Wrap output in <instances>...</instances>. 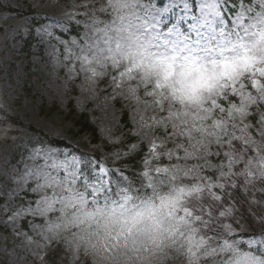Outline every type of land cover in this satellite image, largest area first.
Returning a JSON list of instances; mask_svg holds the SVG:
<instances>
[{
  "label": "snow or ice",
  "instance_id": "1",
  "mask_svg": "<svg viewBox=\"0 0 264 264\" xmlns=\"http://www.w3.org/2000/svg\"><path fill=\"white\" fill-rule=\"evenodd\" d=\"M80 7L82 21L69 17L68 23L77 24L78 35L83 23V35L60 55L92 77L103 75L98 68L111 69L107 79L115 88L142 84L145 95L159 92L184 109L167 114L179 121L169 132L173 140L187 139L197 152L203 148L219 158V152H208L209 145L224 147L229 127L237 128V117L242 121L251 115L249 107L258 109L264 103V0H86ZM42 34L64 43L43 27L36 33L39 43H44ZM233 139L241 137L233 132L227 147L233 146ZM178 147L185 159L194 158L183 145ZM156 148L153 144L151 151ZM223 155L229 157L226 175L232 176L233 158L229 152ZM19 163L22 171L13 165L0 170V178L16 184L6 199L0 186V214L9 221L27 220L33 213L54 215L55 221H46L48 231L62 229L77 240L94 236L90 247L113 259L121 249L139 254L141 238L156 244L166 234L174 243L183 241L185 264H264V231H238L223 223L218 232L213 226V208L204 206L205 197L220 203L218 218L233 215L232 192L225 193L223 183H172L161 192L152 183L147 160L142 171H118L88 154L51 146L29 151ZM260 163L264 168V160ZM191 171H183V176L190 179ZM154 174L170 175L167 167L156 168ZM170 178L175 181L174 175ZM226 196L229 206L224 207ZM83 254L89 261L87 249ZM73 259L80 264L79 254Z\"/></svg>",
  "mask_w": 264,
  "mask_h": 264
},
{
  "label": "rangeland",
  "instance_id": "2",
  "mask_svg": "<svg viewBox=\"0 0 264 264\" xmlns=\"http://www.w3.org/2000/svg\"><path fill=\"white\" fill-rule=\"evenodd\" d=\"M84 2L86 0H0V4L18 7L24 12H28L29 8L35 10L34 13L23 15L0 11V170L7 171L13 165L22 171L23 165L19 161L34 149L51 146L54 149L73 151L68 147L35 142L31 131L19 125L22 123L32 125L53 138L65 139L77 150H83L95 158L98 156L99 162L117 170L116 164L119 161L146 146L144 161L149 162V175L159 191H167V186L172 183H223L225 193L232 192V216L218 218L216 210L220 203L207 197L203 202L205 207L213 208V226L216 230L222 232L223 228L219 225L231 223L238 231H264V168L260 163L264 160V103L258 109L249 107L251 115L245 116L242 121L237 117L235 130L229 127L227 138H231L233 132L241 137L240 140L233 139L231 148L227 147V138L222 141L225 145L222 148L215 143L209 145L208 152H219V158L207 155L203 148L197 152L187 139L173 140L169 132L174 131L172 125L179 121L175 116L167 114L183 112L184 109L171 104L159 92L155 96L145 95L142 84L125 83L115 88L107 79L112 75L111 69L98 68L97 72H103V75L92 77L89 71H80L78 65L68 63L60 55L65 46L72 48L83 35V23L80 24L78 35L77 24L68 23V18L75 17L76 21H82L83 9L80 5ZM32 18H40L42 21L33 25ZM32 25L35 36L43 27L64 43L60 44L56 38L42 34L44 43L37 41L32 44L30 51L21 50L23 38L28 35ZM70 100L79 112L89 114L98 128L100 143L92 142L87 134L77 133L64 116ZM257 101H260L259 96ZM54 104H58L64 114L50 115V108ZM123 111L129 114L130 128H124L121 122ZM243 125L249 127L241 133L239 128ZM257 131L260 135H256ZM128 136H133L134 140L126 142ZM196 138L199 139L198 136ZM153 144L157 145L155 153L151 151ZM105 145L119 147L107 150ZM179 145H183L194 158L185 159V152ZM224 152H229L233 158L232 176L226 175L229 172V157H225ZM177 156L181 159L177 160ZM144 167L142 164V170ZM163 167L169 169L170 175L155 176L154 170ZM177 168L183 171L192 169L189 172L190 179L183 176V171H176ZM245 169L253 175L248 176ZM171 175L175 176V181L170 178ZM233 182L237 187L229 188L228 185ZM0 186L5 188L6 199L7 190L15 188L16 184L0 178ZM19 195L24 196L25 193L20 192ZM26 198L34 199L33 196ZM237 198L240 203L235 201ZM3 202L0 199V204ZM17 202H20L19 199ZM193 203L196 204L195 201ZM227 206L226 196L224 207ZM55 219L54 215L41 217L39 213H33L27 220L20 217L9 221L0 214V264H46L48 251L58 243H62L72 258L87 249L94 264H185L181 258L184 251L180 247L183 241L174 243L166 234L156 244L141 238L139 254L130 249H121L113 259L109 254L97 252L90 247L96 241L94 236L77 240L70 232L62 229L48 231L46 221ZM164 226L169 225L165 222ZM13 229L20 232L19 237L14 235ZM208 264L220 262L210 261Z\"/></svg>",
  "mask_w": 264,
  "mask_h": 264
},
{
  "label": "trees",
  "instance_id": "3",
  "mask_svg": "<svg viewBox=\"0 0 264 264\" xmlns=\"http://www.w3.org/2000/svg\"><path fill=\"white\" fill-rule=\"evenodd\" d=\"M70 112L72 113L70 119L72 120L73 124L78 127V131L89 133L92 136L93 140L96 141L98 139L96 128L89 122L87 116L85 114H77L74 109H71ZM125 117L123 118V120H126ZM51 141L55 144H63L62 141ZM127 162L130 164V166H132L133 170L136 169L137 171L140 169V161H138V158L135 157L134 159L128 160ZM129 169L131 170V167H129ZM60 255V252L54 250L49 257L50 263L63 264L62 260L60 259ZM83 264H91V262L85 260Z\"/></svg>",
  "mask_w": 264,
  "mask_h": 264
}]
</instances>
